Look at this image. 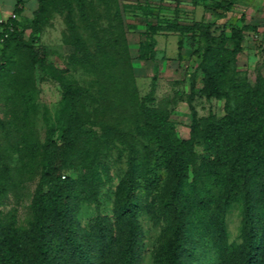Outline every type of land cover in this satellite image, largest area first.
I'll return each instance as SVG.
<instances>
[{
	"label": "trees",
	"instance_id": "obj_1",
	"mask_svg": "<svg viewBox=\"0 0 264 264\" xmlns=\"http://www.w3.org/2000/svg\"><path fill=\"white\" fill-rule=\"evenodd\" d=\"M53 5L65 12L64 41L81 55L75 62L88 66L98 87L93 94L84 86L65 83L58 125H51L41 141L36 70L45 71L49 63L37 34ZM232 5L231 0L215 2V8L224 11ZM92 11L88 0H38L30 20L9 18L0 30V264H141L144 212L162 230L154 264L206 262L210 253L215 264H264V73L257 67L255 80L244 72L232 74L245 31L256 28H213L201 21L147 24L139 60L156 59L158 31L204 40L201 92L209 99L226 100L222 117L212 111L200 117L193 105L192 82V121L189 136L183 138L168 108L149 105L155 85L140 95L127 37V30L137 25L126 23L117 5L113 22L97 32L91 50L77 17L91 27ZM182 45L180 39L179 49ZM90 97L99 106L92 113L87 111ZM114 149L119 161L128 150L114 207L83 221V205L98 204L103 187L113 181ZM36 175L32 218L22 227L18 209L5 206L10 194L19 200L25 183ZM237 202L240 243L230 242L227 228V214Z\"/></svg>",
	"mask_w": 264,
	"mask_h": 264
},
{
	"label": "rangeland",
	"instance_id": "obj_2",
	"mask_svg": "<svg viewBox=\"0 0 264 264\" xmlns=\"http://www.w3.org/2000/svg\"><path fill=\"white\" fill-rule=\"evenodd\" d=\"M216 1L218 0H200L198 3L193 0H88L94 9L90 13L93 26H87L85 21L79 16L77 17L79 29L91 50L95 48L97 32L106 30L113 22L117 5L123 11L125 22L137 25V28L127 30V37L140 95L142 97L147 95L155 85L154 100L149 105H162L168 108L171 112V120L183 138L189 136V126L192 121L188 103L192 82L195 83V92L192 94L193 105L200 117L207 116L211 111L218 117H222L225 113V99H209L201 92L203 73L199 65L205 42L204 40H193L190 35L179 32L158 31L154 35L157 50L154 61L138 59L139 44L145 39L143 34L148 32L147 24L180 23L184 25L201 21L211 23L213 28L223 24L240 28L249 24L256 30L245 31L243 51L232 63V74L237 75L244 72L249 75L251 80H255L257 67H260L264 73V0H231L233 5L227 11L221 8L216 9ZM30 33L31 29L27 28L25 30L26 37H29ZM66 33H68V28L65 12L59 6L53 5L48 22L37 34L40 37V46L46 51L49 63L45 71L40 68L36 70L38 81V92L35 97L36 120L41 141H45L48 128L51 125H58L62 88L65 83L84 86L93 94L98 87L88 66L75 62L81 55L74 46L64 41ZM227 33L230 35V30ZM180 39L183 40L181 49H179ZM155 74H157L156 80H153ZM97 109H99L98 103L93 98H88V113ZM95 128L98 131L101 130L97 125ZM196 149L200 154H203L202 145H198ZM117 150L114 149L110 153L113 181L103 187L98 204L93 202L83 205L79 215L83 221L98 211L111 212L114 207L115 187L125 176L128 166V150H125L120 161ZM37 182L38 176L36 175L34 179L25 183L19 200L14 194H10L7 200L5 209L10 210L14 207L18 209L15 214L22 227H26L32 218L30 203ZM140 219L143 228L141 264H154L153 254L160 243L162 230L153 224L148 213H142ZM241 220V204L237 202L227 214L230 242H241ZM212 256L213 253H210L206 262L195 260L193 264H207L209 261L211 264H215L212 263L214 262L211 260Z\"/></svg>",
	"mask_w": 264,
	"mask_h": 264
},
{
	"label": "crops",
	"instance_id": "obj_3",
	"mask_svg": "<svg viewBox=\"0 0 264 264\" xmlns=\"http://www.w3.org/2000/svg\"><path fill=\"white\" fill-rule=\"evenodd\" d=\"M19 8L20 12L15 10ZM38 8V0H0V19H8L12 14L17 15V20L25 22L30 20Z\"/></svg>",
	"mask_w": 264,
	"mask_h": 264
},
{
	"label": "built area",
	"instance_id": "obj_4",
	"mask_svg": "<svg viewBox=\"0 0 264 264\" xmlns=\"http://www.w3.org/2000/svg\"><path fill=\"white\" fill-rule=\"evenodd\" d=\"M10 18L17 19V15L14 13V14H12V16ZM8 19H5V18L0 19V30L1 31L4 30V27L7 25V23H9Z\"/></svg>",
	"mask_w": 264,
	"mask_h": 264
}]
</instances>
